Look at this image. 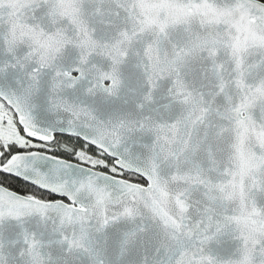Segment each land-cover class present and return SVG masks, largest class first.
I'll return each instance as SVG.
<instances>
[{"label":"snow or ice","instance_id":"obj_1","mask_svg":"<svg viewBox=\"0 0 264 264\" xmlns=\"http://www.w3.org/2000/svg\"><path fill=\"white\" fill-rule=\"evenodd\" d=\"M0 264H264V0H0Z\"/></svg>","mask_w":264,"mask_h":264}]
</instances>
